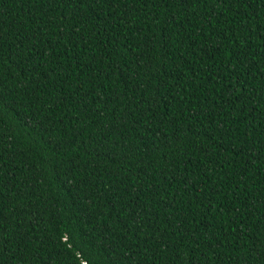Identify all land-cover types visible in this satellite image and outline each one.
Segmentation results:
<instances>
[{"label": "trees", "instance_id": "obj_1", "mask_svg": "<svg viewBox=\"0 0 264 264\" xmlns=\"http://www.w3.org/2000/svg\"><path fill=\"white\" fill-rule=\"evenodd\" d=\"M0 264H264V0H0Z\"/></svg>", "mask_w": 264, "mask_h": 264}]
</instances>
